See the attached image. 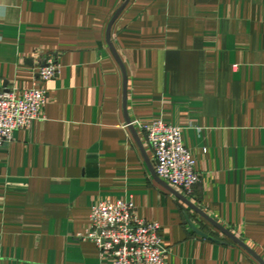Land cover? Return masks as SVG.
I'll list each match as a JSON object with an SVG mask.
<instances>
[{
  "label": "crops",
  "instance_id": "obj_1",
  "mask_svg": "<svg viewBox=\"0 0 264 264\" xmlns=\"http://www.w3.org/2000/svg\"><path fill=\"white\" fill-rule=\"evenodd\" d=\"M126 1L0 0V82L62 67L43 118L0 145V264H107L92 210L127 199L168 264H260L157 181L140 126L183 130L201 181L172 188L264 260V0H130L111 47Z\"/></svg>",
  "mask_w": 264,
  "mask_h": 264
},
{
  "label": "built area",
  "instance_id": "obj_2",
  "mask_svg": "<svg viewBox=\"0 0 264 264\" xmlns=\"http://www.w3.org/2000/svg\"><path fill=\"white\" fill-rule=\"evenodd\" d=\"M61 71L58 61L49 56L39 68L34 87L20 90L0 82V145L13 142L16 131L30 129L43 118L48 93L41 85L58 78ZM140 129L154 152L156 175L191 197L201 176L184 146L183 130L164 121ZM84 238L94 242L107 264H168L161 225L140 219L133 199L97 204Z\"/></svg>",
  "mask_w": 264,
  "mask_h": 264
},
{
  "label": "water",
  "instance_id": "obj_3",
  "mask_svg": "<svg viewBox=\"0 0 264 264\" xmlns=\"http://www.w3.org/2000/svg\"><path fill=\"white\" fill-rule=\"evenodd\" d=\"M130 0H127L124 5L118 10V12L116 13L115 17L112 19L110 26L108 28V32H107V39L109 44L110 42V37H111V30L113 25L115 24V22L117 21V19L119 18V16L122 14V12L124 11V9L127 7V5L129 4ZM111 46V44H110ZM112 47V46H111ZM113 49V48H112ZM114 55L117 59V61L120 63V60L117 56V54L114 52ZM121 64V63H120ZM124 71V70H123ZM125 74V72H124ZM125 81L127 82V78L125 76ZM127 97V85H126V89H125V98ZM130 129L132 130V132L134 133V135H136V131L135 128L132 126L131 122L128 121ZM157 181L163 185V187H165L168 191H170L172 194H174L180 201H182L187 207H189L190 209H192L193 211H195L196 213H198L201 217H203L206 221H208L212 226H214L217 230H219L222 234H224L227 238H229L231 241H233L235 244H237L238 246L242 247L244 250H246L256 261H258L260 264H264V260L253 250L251 249L246 243H244L241 239H239L236 235H234L233 233H231L230 231H228L227 229H225L222 225H220L219 223H217L216 221H214L211 217H209L208 215H206L205 213H203L199 208H197L193 203H191L190 201H188L185 197H183L180 193H178L175 189H173L172 187H170L167 183H165L164 181H162L160 178H156ZM187 221L188 224L190 225V227L193 229V231L206 239H211L210 237H208V235H206L205 233H203L202 231H200L199 229H197L195 227V225L192 223V221L189 219V217L187 216Z\"/></svg>",
  "mask_w": 264,
  "mask_h": 264
}]
</instances>
